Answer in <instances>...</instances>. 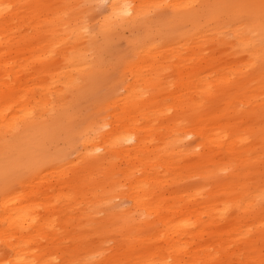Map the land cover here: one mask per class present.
I'll return each instance as SVG.
<instances>
[{
  "label": "bare ground",
  "instance_id": "1",
  "mask_svg": "<svg viewBox=\"0 0 264 264\" xmlns=\"http://www.w3.org/2000/svg\"><path fill=\"white\" fill-rule=\"evenodd\" d=\"M66 1L61 0V4L55 8L48 0H0V70L4 67L9 68L7 76L0 73V96L8 94L12 97L21 96L20 98L26 99L23 101V105L18 106L14 111H10L12 103L8 106H0V264H47L55 261L58 250H62V253L68 255H65L66 257H70L68 261L71 260L72 251L66 249L71 247H61L69 240L67 242L66 238H59L57 231L46 232L47 225L49 223L53 225L54 220L48 217L40 222L39 206L41 205L48 210L60 209L62 213H66L61 205L56 204L54 197L57 195L66 197L73 208L79 205L76 209L80 210L81 218L92 222L95 215L105 213L107 218L116 222L120 225V229L126 231L124 242L119 244L118 251L114 253L108 250L99 251L106 238L98 239L101 235H95L94 237L98 240L92 244L91 250L95 248L97 250L83 258L84 264H115L116 262L118 264H149L148 259L144 255H139L135 247L138 240L146 238L141 231L145 226L154 224V214L159 217L163 228L167 231L164 234H158L169 240L168 247H164V249L171 250L175 260L178 261L176 264H181L184 260L183 254H189V251L180 245V242L187 244L185 222L183 219L164 215L160 211V204L149 205L146 197L144 198L146 191L144 183L149 185L152 179L146 180L138 172L143 168L150 172L154 169L155 175H157L153 178L155 184H164L163 180H167L165 174L157 172L159 170L157 167H165L161 169L162 172L163 169L174 170L176 174L172 180L184 178L183 173L178 172L180 164H177L175 160L176 155L185 157L189 155V152L195 150V146L186 144L189 139L188 126L187 134L183 123L172 124L174 120L170 117L169 111L162 108L161 101L158 102V105L154 102L149 109H144L151 112L143 113L145 117L148 115V124H140L139 115L138 113L136 115L135 112L143 109L144 100L148 99L143 98L142 95L143 90L150 91L148 82L153 84V80H164L161 79L160 71L168 62L169 53L177 52L173 57L176 58L178 65L186 60L183 47L194 51L193 56H196L197 59H203L198 44L200 39L206 35L199 37L197 35L200 34L199 30L202 28L204 32H207L206 24H209L211 20L219 22L220 19L233 18L235 27L232 29V36L239 39L240 41H238L241 42L245 50L256 59L264 58V25L259 24L264 10L260 8L253 12L239 3L225 6L224 0H218L215 5L211 4L212 0H104L108 2L107 10L96 23H93L90 18L91 12L103 0H71L69 9L65 5ZM256 1L257 5L264 8V0ZM168 8H173L177 12L173 15L166 14L165 11ZM156 9L159 13L152 15L151 12ZM245 20L248 22L244 23ZM49 23L50 26H48ZM159 28L161 34L157 32ZM125 29L141 33L140 36H135L138 48L134 52L141 61L131 64V80L134 81L126 85V94L109 97V104L114 110L111 114L103 117L101 122L98 119L102 116L98 114V117L87 118L79 125L73 124V121L64 125L71 141L66 149L56 148L58 142L55 141L54 132L58 116L48 120H43L41 117L51 104L57 100L62 101L64 98H60L59 91H51L52 89L48 88L43 81L41 85H38L42 89L39 94L34 89L31 90L29 84L28 86L26 83L23 85L19 83L25 80H47L43 75V71L47 70V67V72L52 73L51 80H66V84L71 88L80 86V80H100L102 70L107 64L105 54L113 48L115 40L122 35ZM30 30L39 32L36 35L43 32L49 33V31L52 34L50 43L47 47L45 45L41 47V49L44 48L43 53L38 57V59H45L49 63L43 61L44 68L38 73H32L28 63L23 64L21 60L16 61L13 58H8V54L13 50L18 53L26 48L22 45V40L30 36ZM256 31L260 34V38L254 37L253 32ZM218 39L221 42L226 41L221 35ZM227 41L230 39L227 38ZM188 44L191 46H186ZM52 46L54 48L63 47L65 50L67 67L63 71L58 62L52 60L56 52V50H50ZM197 48L199 51L195 50ZM216 49L215 46L213 51ZM51 62L53 63L51 64ZM146 64L152 68L149 73L144 71ZM152 70L157 72L154 74ZM191 74H193L192 86L196 89V98L193 99V103H198L202 107L208 101H213L215 97H218L212 92V82L200 76L199 70H194L189 75ZM35 75L36 79H34ZM119 80H127V77H121ZM228 80L230 79H226L225 82ZM142 81L144 82L142 86L144 84L145 86L141 90L139 82ZM62 95L65 96V94ZM31 105L39 111L41 117L33 115ZM201 115L200 122L210 115V110H203ZM164 116L166 118L162 119ZM64 117L62 116V118ZM160 119L164 122L156 121ZM161 123H166L167 126L172 124L168 130L169 133L165 136L160 129L154 127L160 126ZM159 132L164 137V143L172 139L168 142L171 153L166 152L163 155H158L160 147L155 148L153 143ZM207 139L214 140L212 136ZM211 142L213 143V141ZM150 144L152 145L150 146ZM143 149L152 153V156L142 158L140 151ZM67 150H76L77 158H68ZM112 156L123 158L130 165L127 170L123 171L124 176L121 178L127 181L125 185L117 178L116 172L115 175L112 173L107 180L101 179L105 176L103 165L107 164ZM113 157L111 159L112 166ZM79 158L86 160L87 167L84 171H75L71 176L59 179L60 185L57 194L51 196L47 191L42 192L41 188L35 191L32 187L28 194L30 199L27 200L25 196L17 192L19 188L17 190L16 174L23 175H18L23 185L30 177L43 179L47 176L45 172H49L55 166L56 169L52 171V174L56 173L64 177L69 167L79 163ZM23 165L30 169L29 177L21 173ZM147 177L150 179L149 175ZM126 185L132 191V205L121 207L119 202L126 197L124 189ZM66 186L74 193L84 195L78 203H75L76 198L71 197L67 192ZM15 192L16 194L11 197V193ZM175 194L179 195V192L176 191ZM185 196L194 198L195 194H183L180 196L181 202L185 200ZM40 198H43L42 203H38ZM249 202L250 205L254 201L251 199ZM103 205L108 207L103 208ZM100 206L102 209L99 208ZM185 209L181 208L180 211L184 212ZM211 216L214 223L220 219L229 218L227 215L220 216L217 211L214 215L211 212ZM259 222L258 224H260ZM125 224H129L127 229H125ZM92 227L97 228L98 226L96 224ZM45 235L52 240L55 239L56 244L53 242L55 245L51 246L53 248H50L48 243L42 242V237ZM45 244L48 245L45 246ZM77 248L83 250L84 245L78 244ZM190 254L189 262L186 264H197L200 257L198 253L191 252ZM40 256L45 257L42 263L38 260ZM209 261L202 262L208 264Z\"/></svg>",
  "mask_w": 264,
  "mask_h": 264
},
{
  "label": "rangeland",
  "instance_id": "2",
  "mask_svg": "<svg viewBox=\"0 0 264 264\" xmlns=\"http://www.w3.org/2000/svg\"><path fill=\"white\" fill-rule=\"evenodd\" d=\"M48 1L55 8L61 4V0ZM70 2L71 0L65 2L68 9ZM216 2L218 0H212L211 4L215 5ZM238 3L245 5L246 9L253 12L260 8L264 10L261 5V7L257 5L256 0H224L225 6H233ZM107 5L108 2L103 0L92 10L90 18L93 23H96L103 16L107 10ZM158 9L151 12L152 15L159 13ZM176 12L173 8H168L165 11L169 15H173ZM260 19L259 24L264 25V14ZM247 22L245 20L244 23ZM206 25L208 26L207 32H204L202 28L199 30L200 34L197 35L198 37L206 35L203 39H200L198 44L203 59H197L196 56H193L194 51L183 47L186 60L178 65L176 58L173 57L177 52L169 53V60L160 71L161 79L164 80H153V84L148 82L150 91H142L143 98L148 99L144 100L143 109L135 112L136 115L137 113L139 115L140 124H148V115L145 117L143 113L149 111V114L151 112L144 109H149L154 102L158 105V102L161 101L162 108L169 111L170 117L174 120L172 124L183 123L186 128L185 133L188 134L189 131V139H187L186 144L195 146V150L189 152V155L185 157L176 155L175 158L177 164H180L178 172H182L185 177L172 180L176 174L174 170L167 171L163 169L162 172L161 169L165 167H157L159 169L157 172L165 174L167 180H163L164 184H155L153 178L157 175H155L154 169L150 172L143 168L138 174L146 180L152 179L149 185L144 183V188L146 189L144 198L146 197L149 205L156 206L160 204V211L164 215L176 219L180 218L185 222V228L187 229L185 240H187V244L180 242V245L185 247L189 254H183L184 260H182L181 264L189 262L191 252L198 253L200 256L197 264H205L202 262L204 260H210L208 264H264V222L262 224V221H264V58L256 59L255 56L245 50L239 39L232 36V29L235 27L233 18L220 19L219 22L211 20ZM48 26H50V23ZM157 32L162 33L160 28ZM253 33L254 37L260 38L258 31ZM36 34H39V32L30 30V36L22 40V45L26 48L18 53L13 50L8 54V58H13L16 61L21 60L23 64L28 63L32 73H38L44 68L45 63L43 61L49 63L45 59H38V57L43 53L42 50L44 48L41 49V47L44 45L47 47L52 37L50 31L49 33L43 32L40 35ZM136 35L140 36L141 33L136 30L125 29L122 35L115 40L113 48L109 49L105 54L107 64L102 70L100 80H80V86L71 88V86L66 84V80H51L52 73L47 72V67V70L43 71V75L47 80H25L19 83L21 85L29 84V88L31 90L34 89L39 94L42 89L38 85H41L43 81L48 88L52 89L51 91H59L60 98H64L62 101L57 100L51 104L42 117L39 111L31 105L33 115L41 117L43 120L58 116L56 131L54 132L55 141L58 142L57 146H55L56 148L66 149L71 141L70 136H68V130L64 127L69 121L79 125L87 118L98 117L99 114L102 116L98 119L101 122L103 117L111 114L114 110L109 104V97L126 94V85L134 81L131 80V64L141 61L136 57V52H134L138 48L136 44L138 41L135 39ZM220 35L226 39L225 42H221L218 39ZM227 38L230 41H227ZM217 43L218 45H216ZM186 46L191 45L188 44ZM215 46L217 49L213 51ZM50 50H56L52 60L58 62V65L62 67L60 68L62 71L65 70L67 59L63 47L54 48L52 46ZM195 50L199 51V48ZM151 69L147 64L144 66L146 73H149ZM194 70H199L200 76L212 82V92L214 95H218V97H215L217 99L214 98L213 101H208L202 107L198 103H193V99L196 98V89L192 86L193 74H189ZM152 71L154 74L157 72L156 70ZM0 73L7 76L9 68H2ZM36 75L34 79H36ZM121 77H127V80H119ZM226 79L230 80L225 82ZM143 83V81L139 82L141 90L145 86V84L142 86ZM62 94H65V96ZM20 97L2 94L0 96V106H8V104L12 103L10 111H14L18 106H22L23 101L26 100ZM203 110H210V115L200 122ZM62 116L65 117L62 118ZM41 118L40 120H42ZM164 118L166 117L164 116L162 119ZM162 119L156 121L164 122ZM172 124L167 126L166 123H161L160 126L154 127L160 129L165 136L169 133L168 130ZM162 126L164 127L162 128ZM209 136L214 138V140L210 139L213 143L207 139ZM171 140H167V143H164V137L160 135V132L155 136L153 144L155 148L160 147L158 155H163L166 152L171 153L168 147V142ZM75 151L67 150L68 158H77ZM140 153L142 158L149 155L152 156V153L144 149ZM51 154L53 155V151ZM112 157L107 164L103 165L105 176L101 177V179L103 181L104 178L107 180L112 173L115 175L116 172L117 178L125 185L127 181L121 178L124 176L123 171L127 170L130 165L123 158L113 157L112 166ZM79 159V163L76 166L69 167L66 170L64 177L56 173L52 174V171L56 169L55 164L53 169L45 172L47 176L42 173L45 176L43 178L45 180L30 177L27 183L23 185L18 176L23 175L16 174L17 190L19 188L17 192L25 196L27 200L30 199L28 194L32 187L35 191L41 188L42 192L47 191L51 196L57 194V189L60 185L59 179L71 176L75 171H84L87 167L86 160ZM29 171L28 166H22L21 173L24 176L29 177ZM147 175H149L150 179ZM124 189L126 197L119 202V206H131L132 191L127 185ZM66 190L71 197L76 198L75 203H78L84 196L74 193L67 186ZM176 191L179 192V195L175 194ZM99 193L101 194V192ZM185 193L195 194V196L194 198L185 196V200L181 202L180 196ZM14 194L16 192L11 193L10 196L12 197ZM148 197L149 199H147ZM40 199L38 203L43 202V198ZM54 199L56 204L61 205L66 213H62L60 209L49 208L50 210H48L41 205L39 206L40 222H43L48 217L54 220L53 225L52 223L47 225L46 232L57 231L59 238H66L67 242L69 240L68 243L62 244L61 247L70 246V249H66L67 251H72V258L71 262L68 261L70 257H66L68 255L64 252L62 253V250H58L55 261L47 264H84L83 258L88 257L91 252L95 253L97 250V248L91 250L92 244L97 242L98 239H102V237H105L106 240L101 246L99 245L101 248L99 251L108 250L112 253L118 251L119 244L124 242L126 233L125 230L119 228L120 225L107 218L105 213L95 215L94 220L89 222L87 219L80 217V210L76 209L79 205L74 208L71 207L72 205L68 203L64 196L57 195ZM251 199L254 202L249 205ZM247 200L248 202H245ZM105 207L108 206L103 205V208ZM99 208L102 209V206ZM181 208L186 209L181 212ZM216 211L220 213V216L227 215L230 219H220V221L218 220L219 222L214 223L211 212L214 215ZM153 218L155 220L154 224L145 226L142 229L141 232L144 233L146 238H144L145 241L138 240L136 242V252L138 251L139 255H144L148 259L149 264L178 263L173 252L169 249H164V247H168L167 243L169 240L164 238V236L160 237L158 235L167 232L163 228L162 221L158 219L159 217L156 214L153 215ZM260 219L261 222H259ZM96 224L97 228L92 227ZM128 225L125 224V229H127ZM245 228L246 232L244 231ZM95 235H101V237L96 239ZM42 242L48 243L50 248H53L51 246L56 244L55 239L52 240L46 235L42 237ZM48 244H45V246ZM75 244L84 245V249L79 250ZM44 259L45 257L40 256L38 260L42 263ZM85 263L87 262L85 261ZM115 264L118 263L116 262Z\"/></svg>",
  "mask_w": 264,
  "mask_h": 264
}]
</instances>
